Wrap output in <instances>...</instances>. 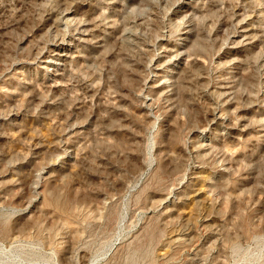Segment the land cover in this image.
<instances>
[{
	"label": "rangeland",
	"instance_id": "374dc122",
	"mask_svg": "<svg viewBox=\"0 0 264 264\" xmlns=\"http://www.w3.org/2000/svg\"><path fill=\"white\" fill-rule=\"evenodd\" d=\"M0 264H264V0H0Z\"/></svg>",
	"mask_w": 264,
	"mask_h": 264
},
{
	"label": "bare ground",
	"instance_id": "6f19581e",
	"mask_svg": "<svg viewBox=\"0 0 264 264\" xmlns=\"http://www.w3.org/2000/svg\"><path fill=\"white\" fill-rule=\"evenodd\" d=\"M65 17H66V22H68L70 20L69 15H66ZM77 29H79V28H77ZM61 45H62V43L60 42V43H57L54 47H56L57 48L56 50L58 51L59 48L62 47ZM62 55H64V54H62ZM46 60L47 61L45 63H47V62H53V60H55L56 62H59V63L62 62V61H64L63 60V57H58V58L57 57H48ZM49 66H51V65H49Z\"/></svg>",
	"mask_w": 264,
	"mask_h": 264
}]
</instances>
